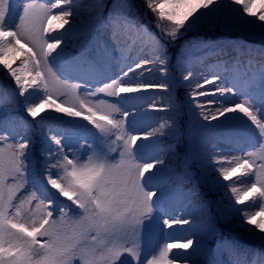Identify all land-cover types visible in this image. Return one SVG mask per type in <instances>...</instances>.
<instances>
[{
  "label": "snow or ice",
  "instance_id": "1",
  "mask_svg": "<svg viewBox=\"0 0 264 264\" xmlns=\"http://www.w3.org/2000/svg\"><path fill=\"white\" fill-rule=\"evenodd\" d=\"M144 2L155 15L163 39L136 20L130 0H113L114 7L108 8L106 16V0H92L89 23L81 30H73L70 25L65 32L71 36L50 33L70 24L74 0H24L15 23L12 13L17 0H0V64L14 79L19 96L28 93L26 100L33 95L39 99L26 107L27 114L36 118L45 109L51 110L36 121L0 119V264H176L178 259H191L198 251L183 255L173 252L174 248H189L192 239L184 244H153L165 200L159 183L164 162L144 157V141L174 125L162 123L143 137L134 135L135 120H129L125 101L133 98L131 94L148 89L172 88L171 81L140 80L136 70L150 71L148 66L152 65L167 76V46L189 32L203 27L221 31L258 28L264 36V0H259L258 12L253 10L257 0ZM54 9L60 10L54 13ZM98 31L109 32L110 43L97 36ZM77 33L91 36L92 41L86 39L80 54L71 56L66 46ZM133 46L149 48L151 58L129 62L128 52ZM202 51L223 54L208 41H188L177 56L178 70L183 74L185 65L194 60L202 64L203 57L196 56ZM21 56L20 66L14 68L9 57L15 60ZM117 68L119 71L114 70ZM72 79L82 83H69ZM218 79L221 84L214 83ZM182 82L185 86L195 83L192 71L182 75ZM207 85L212 88L204 90ZM82 87L86 90L83 96ZM186 95L188 104H195L205 121L224 118L227 142L254 141L253 147L258 144L264 150V63L246 81L214 72L211 79L195 83ZM233 95L239 96L240 102L225 106ZM212 105L217 107L213 110ZM56 112L73 119L60 127L55 123ZM33 122L47 127L49 133L42 134L44 162L40 169L33 163L30 149ZM256 155L217 153L213 163L217 176L212 183L230 189L223 214H239L247 238L264 246V219H256L264 217V155L259 163L253 159ZM153 168L156 171H151ZM242 176L252 178L249 186H232ZM247 201H259L260 210L249 213L239 207ZM172 223L188 221L176 217L163 221L164 226ZM209 226L215 230L211 220ZM235 251L231 264H264V258L253 256L249 260L246 253Z\"/></svg>",
  "mask_w": 264,
  "mask_h": 264
},
{
  "label": "rangeland",
  "instance_id": "2",
  "mask_svg": "<svg viewBox=\"0 0 264 264\" xmlns=\"http://www.w3.org/2000/svg\"><path fill=\"white\" fill-rule=\"evenodd\" d=\"M144 1V0H143ZM24 2V0H17V3L13 7L12 13V22H16V17L21 12L20 5ZM37 3H43L44 0H35ZM92 0H74L73 4V16L70 18V24L65 25L64 29H59L57 32L50 33L51 36H57L58 33H66L65 30L71 28L73 30H81L89 23V12L88 8L91 6ZM257 0V5L254 6V11H259ZM107 6L108 3L106 2ZM107 7H105L106 9ZM60 9H54L53 12H58ZM150 11V10H149ZM250 19H254L250 17ZM55 23V22H54ZM216 29H214L215 31ZM238 33H249L251 36L254 37H264L262 36L260 30L258 28L254 30H232V32ZM103 40L110 43L108 40L109 33L107 34H98ZM84 40H88L89 42L92 41L91 36H82ZM26 43V41H25ZM216 44V48L221 49L223 54H232V61L235 64V70L233 75L238 76L241 80H247L248 77L252 73H247V77H242V74L246 73L248 70L249 64L253 62L255 58H259V60H264V58L260 59L261 57H257V55H261L264 52V48H259L258 51L254 50V45L247 46L248 43H243L239 49L237 50L235 42L231 39H217L214 41ZM84 45V43H83ZM32 47L31 44L28 45ZM62 47V46H61ZM133 53H138V60H142L145 58H151V53L149 48H145L140 50L139 46H134L131 49ZM79 53H75L71 56H77ZM169 54V52H168ZM239 54V55H238ZM264 57V55H261ZM24 58L23 56H21ZM171 59V56L169 54ZM89 59H91V54H89ZM251 61V63H249ZM129 62H133L131 59ZM171 62V61H170ZM171 63H169V67ZM151 70L145 71L143 69L136 70V78L152 82V83H162L167 81H171L173 86L170 90H163V89H148L144 91L142 94H131L133 98L128 99L125 101L126 106L130 112L129 120H135V128L137 129L134 132V135L137 136H145L147 132L152 131L159 127L160 124L168 122V117H173L175 114L182 113L184 118L186 119L187 123L193 124L195 126V131L191 136L195 142H192L193 149L192 152H189L183 156V160L185 161V165L180 168L174 167V162L176 159L181 158L177 149L174 147L173 144H170L169 138L165 137V129L163 130V134H158V136L149 137L147 141H144L145 148L143 151V155L145 158L149 157H156L159 158L164 162L163 167L160 172V185L164 189L165 192V200L161 205V214L158 221V227L155 232V236L153 239V244H159L162 246L164 243H175V244H184L187 243L188 239H192L193 244L189 246L187 249L183 248H174L173 252L177 255H183L186 253H193L194 249H197L195 255H192L191 259H178L176 264H231V260H233L232 256H236V249H238L242 253L243 247L247 248V256L248 259L251 260L253 256H257L260 258H264V246H261L257 241H253L248 239V233L245 231L244 227L240 223V216L239 214H229L227 217L224 215L223 218L228 220L231 224L239 225L241 230L233 232L234 237L236 238V243L234 246L231 244V240H226L224 243L220 244L221 246H213L209 243L213 237V230L209 226V220H211V224L213 225L217 219V214L213 212L211 209L212 201L216 203L217 209L227 207L229 204V197H230V189H225L224 187H214L213 181L216 179L217 173L213 167L214 159L217 156V153L227 155V156H239L244 157L248 152H255L257 155L253 157V159L257 160V163L260 162L259 157L263 155V151L256 150V146L253 147L252 144L254 141H248L246 143H251L250 146L246 147V143H239V144H231L224 139L225 133V126L223 125V117H219L218 120H208L205 121L202 116L199 115L200 109L196 107L195 104H188V97L185 96L183 102L179 98V94L177 92V81L172 76V74L168 73L165 76L164 73L160 72L156 66L149 65L148 66ZM115 71H119V69H114ZM188 71H192L193 76L195 77V83H202L204 79L202 76V72L199 71L196 67L190 68ZM188 71L184 74L187 75ZM142 73V75H141ZM132 75V74H130ZM232 75V76H233ZM69 83H82V81H78L72 79ZM195 83L188 85L191 87H195ZM179 84H184L182 82V78L179 80ZM215 84H221V81ZM224 87H230V84H223ZM212 85L205 86L204 90H210ZM33 90L30 89L29 92ZM85 89L82 87L80 89L81 96L84 95ZM191 91V90H190ZM189 91V92H190ZM28 96V93H25V96H21L24 100L26 105L31 103H38L39 99L33 95L29 97L27 100L25 97ZM211 97H209L210 99ZM55 99V97H54ZM230 103L226 104L225 106H232L233 103H239L240 97L233 95L229 98ZM149 100H154L157 107L162 109L165 112L164 116L162 117L163 121L159 122L157 117L153 116L152 113L149 111ZM201 103L205 102V98H200ZM61 101L57 100V103ZM180 105H184L182 109L179 108ZM217 105H212L211 108L214 110ZM51 110L45 109L40 113V117L49 115ZM135 113V116L131 115ZM56 117L55 123L60 127H65L68 124V121L72 120L71 117H64L61 113H53ZM11 117H16L11 113L7 114H0V119H9ZM38 119V120H39ZM31 121V120H30ZM52 121H49L51 123ZM87 123V121H83ZM174 127L171 130H175L176 132L180 133L181 127L179 123H173ZM32 127L33 124H32ZM35 135L38 139L42 140V134L47 135L48 129L47 127H34ZM215 132L219 135L218 137H214L212 142L214 144L207 143V136L211 133ZM178 136V134H177ZM213 137V135L209 136ZM34 140V135L31 133V141H30V149L32 148V142ZM80 143H83L81 141ZM91 143V141H89ZM141 143L140 140L137 141L139 145ZM197 144V147H196ZM67 147L65 151H67ZM32 153V149H31ZM194 157V159H193ZM32 161L36 165L37 169L39 165L42 163H37L35 155L32 153ZM157 167H160L157 165ZM151 171H156V168H153ZM236 179L235 177L233 178ZM252 178L251 177H240V180L237 184L232 186H237L240 188H246L249 186ZM182 182H185L186 185L184 186ZM201 183L204 186L210 185L213 190L217 191L222 189L224 191L223 196L219 199L213 197L212 200L203 201L201 198H194V193L204 190L201 188ZM223 183L231 185V181H224ZM24 191H30L29 189H25ZM55 191V190H53ZM157 195H159V190L157 189ZM62 200H66L67 198L61 197ZM35 203V202H34ZM70 203V202H69ZM259 201H247L244 205H240L239 207L243 208L245 211L249 213H256L259 209ZM34 206V204H33ZM216 209V210H217ZM206 210V212H205ZM210 213V216L208 215ZM173 217L186 220L188 223L185 224H178L172 223V225L164 226V220H172ZM256 219L259 221L264 219V217L257 216ZM251 227V226H249ZM243 242V244H242ZM242 244V247L237 248L238 245ZM150 258V256H149ZM218 260V261H217Z\"/></svg>",
  "mask_w": 264,
  "mask_h": 264
},
{
  "label": "trees",
  "instance_id": "3",
  "mask_svg": "<svg viewBox=\"0 0 264 264\" xmlns=\"http://www.w3.org/2000/svg\"><path fill=\"white\" fill-rule=\"evenodd\" d=\"M107 2L109 3V4H111V5H113V0H107ZM130 2H131V6H132V14H133V16L136 18V19H139V15L141 16V15H143V9H144V2H143V0H130ZM150 15H151V17H153V18H155L156 19V17H155V15L153 14V12L152 11H150ZM204 28H206V27H203V28H201V29H204ZM187 35H188V33L186 34V35H184L185 37H187ZM183 37V36H182ZM181 37V38H182ZM252 38V37H251ZM70 48H71V46H73V47H76V46H78V44H74V43H68L67 44ZM79 47V46H78ZM9 59H10V62H12V66L14 67V68H18L19 67V64H20V62L22 61V59H21V57L19 58V59H15V60H13L12 59V57H9ZM0 76L1 77H8L9 75H8V69L7 68H5L2 64H0ZM10 78V77H9ZM12 79V78H11ZM0 85L1 86H3L4 85V82H3V80H1L0 81ZM2 89V88H1Z\"/></svg>",
  "mask_w": 264,
  "mask_h": 264
}]
</instances>
